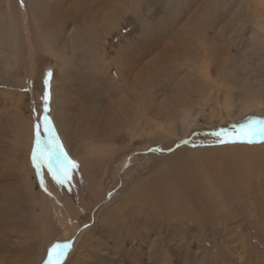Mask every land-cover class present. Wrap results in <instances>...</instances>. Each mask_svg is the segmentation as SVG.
I'll use <instances>...</instances> for the list:
<instances>
[{
  "label": "rangeland",
  "instance_id": "1",
  "mask_svg": "<svg viewBox=\"0 0 264 264\" xmlns=\"http://www.w3.org/2000/svg\"><path fill=\"white\" fill-rule=\"evenodd\" d=\"M4 1L0 0V8ZM113 1L116 4L113 3V12L99 10L98 15L74 6L75 0H43L39 9L41 15H45L44 24H54L56 30L61 21L71 23L73 27L75 17L81 20L76 26L83 28L84 25L83 29L89 34L92 31L88 28H95L99 40L91 52L96 54L98 50L100 55L94 57L101 56L105 65L99 60L95 62L89 51L80 54L66 47L65 37V44L57 38L60 41L58 50L68 55L64 57L66 65L59 70L49 54L36 52L34 91L30 92L23 70V63L27 60L26 47H20L15 62L6 54L10 66L4 72L0 69V210L9 215L5 218L9 228L0 231V264H25V259L29 264H63L77 249L79 238L84 240L82 246L88 249L87 253L82 252L85 260L91 264L96 261L102 264H264V144L219 143L212 135L214 132L232 135L249 123L264 122V19L261 18L264 16V0H126L124 6L118 3L119 0ZM4 58L1 55L0 68ZM45 80L48 81L49 96L47 113L44 112ZM53 80L56 107L60 109L56 118L62 124L68 122L67 133H70L72 144L91 138V130L101 127L100 111L106 102V108H110L108 103H113L112 108L117 111L116 102L125 97L120 92L125 80L131 88L136 86V92L140 91L139 95L143 96L142 100L136 99L132 90V102L143 103V107L152 111L153 116L150 115L149 119L158 116L172 137L164 134L160 138L144 136L140 128L137 136L130 140L124 134L118 138L116 141L122 150L119 148L114 156L123 154V158L111 164L100 190L101 193L105 191V198L94 208L93 216L78 220L76 238L67 242L56 239L45 248L34 246L32 251L29 247L32 242L29 241L37 240L35 230L31 228L33 231L21 233L15 229L27 218L29 209L23 180L28 179L34 184L36 191H40V183L33 165L27 169L29 173H25L22 145L14 143L12 125L16 116L31 122L32 127L47 116L50 127L59 138L50 116ZM84 96L91 102L85 108L89 112L81 111L78 103L85 100ZM99 100L100 109L95 103ZM181 112L183 116L192 115L186 123L189 126L187 132H184ZM172 115L177 117L176 122L168 126L167 121ZM75 116L81 117L78 130ZM25 138L24 135L22 142ZM46 139L48 137L43 135L42 142ZM34 142L33 138L32 147ZM196 152H200L206 162L220 164L219 158L226 161L225 167L219 165V170H224L225 181L232 186L236 180H232L235 168L231 157L237 156L234 162L241 170L234 173H246L236 186L241 192L240 207L243 211H250L248 215L228 209L213 219V227H203L200 219L197 226L196 223H168L164 217L159 220L130 217L125 232L112 234L94 230L99 209L121 203L134 183L143 180L156 166H165L176 159L182 161ZM28 161L33 164L32 155ZM214 166L216 170L218 166ZM42 168L49 181L56 182L47 167ZM91 169L95 175L101 176V161L95 162ZM71 171L61 188L72 192ZM168 173L174 174L175 171L172 168ZM55 174L59 177L58 171ZM88 232L94 233L89 235ZM84 234L88 235L84 238ZM64 244H70V249L58 256L57 252ZM163 248L168 253L166 263L153 255ZM18 251L24 253L20 255Z\"/></svg>",
  "mask_w": 264,
  "mask_h": 264
},
{
  "label": "bare ground",
  "instance_id": "2",
  "mask_svg": "<svg viewBox=\"0 0 264 264\" xmlns=\"http://www.w3.org/2000/svg\"><path fill=\"white\" fill-rule=\"evenodd\" d=\"M42 1L43 0H5L2 8H0V16L3 15V17L0 18V57L1 55L5 57L3 67L0 69L4 72L10 66V61L8 59L6 61V54L13 62H15L14 60H17L19 50H21L20 47H26L27 60L23 63V70L25 74L24 81L27 83V88L30 92L34 91L33 79L37 64L34 55L36 52L42 51L49 54V56L55 60L56 64L54 66L59 70H62L66 65V59H64V57L68 55L65 51L58 50L60 45L58 44L60 42L58 40L59 38L63 40L65 37L67 39L66 44L64 40L63 42L66 47L76 50V52L80 54H82V52L89 51L93 57L95 55H100V53L98 54V50L96 51V54L91 52L99 40V37L95 34V28L94 30L92 28H88V30L92 31V34H89V32L85 31L87 29H83L84 25L83 28L82 26H76L78 25V22L81 23V20L76 17L74 18L75 24L73 27H71V23L65 21H61L60 28L57 30L55 29L56 25L54 24L45 25L42 21L43 16L45 15H41L43 13L39 11L40 6L43 4L41 3ZM125 1L126 0H119L118 3L124 6ZM75 2L74 6L77 5L76 7L79 6V8L84 7L85 9H88V12L90 11L92 15H94V12L98 15L99 10L105 11V13L106 11L113 12L112 9L114 7L113 0H75ZM87 2L88 5L86 4ZM68 9L70 10V8ZM88 12H86V14H88ZM100 14L102 13L100 12ZM261 18L263 20L264 16ZM82 23L86 22L83 21ZM5 27L7 28L5 29ZM68 35L70 36L69 38ZM100 57H94L95 62L99 60L105 65L104 60L102 61V58ZM125 81L122 83L121 87L119 86L120 92L122 91L125 97L122 95V98L124 97L123 100L116 102L118 108L117 111L113 110V103H108L110 108H106V102L102 108L103 111H100L102 123L101 127L97 128L96 131H94V129L91 130V138H86L85 141L81 139L79 143L77 142L74 144L70 141V133H67L68 122L66 121L65 123L64 121L62 124V121L56 118V113L60 109L59 106L56 107V98L54 95L55 80L52 81V88L54 90L52 92V111L50 116L56 126L59 134L58 141H60V144L63 146L64 152L71 161L78 165V167L72 169L71 171L70 185L72 192L69 191V189L64 190L55 181L54 183H51L49 178L45 176L42 167L40 169L39 176H37V172H35V176L37 181L40 183V191L42 193L40 191H36L34 189V184H30L28 179L23 180L22 186L26 191L25 198L27 199L26 201L29 209L27 218L19 222V228H16L15 232L24 233L33 231L31 228L35 230L33 232L37 236V240L29 241L32 242L31 246H29L30 250L34 251V246L35 248L38 246L45 248L51 243L56 242V239L67 242L77 237L79 229L78 220H84L86 218H90L91 215L93 216L94 208H96L105 198V191L101 193L100 190L107 174L110 171L111 164L114 160L123 158V154L114 156L119 148L122 150L119 146L120 143L116 140L122 137L123 134L125 137L129 138L127 140H130L131 138L137 136V133L141 128V134L144 136L160 138V136L164 134V136L166 135L167 137H172V134L167 132L165 129L166 124H164L158 116H155V119H149L150 115L153 116V112L148 108L146 109L143 107V103L137 104L136 102V105L132 102V90L134 91L135 98L137 97L139 100H142L143 96L139 95L140 91L136 92L137 90L134 89L136 86L131 88L130 83H126ZM89 95L91 96V93ZM89 95L88 97H90ZM112 95L114 96V94ZM178 98L179 97H177V99ZM85 100L83 101L81 99L78 103L82 107L81 111L89 112V110H85V108L87 105L91 104V102H89V99L87 98H85ZM177 102L176 104H178ZM95 103H97V106L100 105V100ZM95 103L93 102L92 105ZM226 108L227 110L229 109V104H227ZM62 109L64 110V108ZM153 111L156 114L158 113L157 110ZM170 112H173V110ZM181 115L183 116L182 112ZM172 116L173 117L167 121L168 126L176 122L175 118L177 117L174 115ZM191 116L189 114H185V116L181 118V122L185 126V131L182 128L184 132H187L189 129V126H187L186 123L188 122V119L190 120ZM74 120H76V127L78 130V124L79 121H81V117L76 118L75 116ZM40 123L41 122H36L34 126ZM12 126L14 143L18 146L22 145V157L24 158V162L26 164L25 173H29L27 169L31 168L33 164L28 160L33 151L37 149L35 127H32L31 122L25 121L23 118L18 116L14 119ZM150 127L151 129H149ZM40 131V139L42 141V137L44 135L43 127H41ZM24 135L26 137L25 142H22L21 139ZM33 138L35 140L34 147H32ZM105 138H107L108 141H104ZM259 144L262 145L264 143L261 142ZM37 155L39 160V151L37 152ZM201 157L200 152H196L192 153L182 161L177 162L178 159L173 161L169 160L170 162L167 165L164 164L165 166H156V169L153 171L151 170L152 172L143 180L139 179L134 183V185L129 189L126 198L122 199L121 203L118 205H114L115 203H113L111 206L99 209L95 217L94 230H98L100 233L105 230V232L112 234L125 232L124 228L126 227V223H130V217H133L134 219L155 218L158 220L164 217L167 220L166 222L178 225L184 222L191 225L196 223L195 225H197V220L200 219L203 227H213L215 226L213 224V219H216L218 215L227 212L228 209L230 211L233 210L248 215L250 211H243V208L240 207V204L242 205V201L239 199L241 192L238 191V186H236V184H238V180H240L242 175L246 173L245 172L242 175H236L234 173H237V171L240 172L241 170L238 163L234 162L237 156L231 157V159L234 160L233 168H235L232 172L233 178L235 177L232 180H236L234 182V186L226 183L225 180L227 177L225 174H222L224 173V170H219V167H225L227 164L226 161L223 162V160L219 158L221 163L218 164L219 162H206V160ZM98 160L101 161V176L95 175L91 169V166H94L95 162ZM228 161L229 160H227V162ZM83 164H85V167ZM214 165L218 166L216 170H214V167H216ZM172 168L175 173H168V170ZM101 178L103 179L99 183V179ZM41 183H43V187L41 186ZM8 217L9 215H4V210H0V231L2 232H5L9 228V226L5 224V218ZM12 226L13 225H10V227ZM94 232H88V234L91 235ZM88 234H84L82 237L85 238V235ZM83 241H80V238L76 241V244H78V251H76V249L74 252H71L63 264H91L90 261L85 260L86 256L82 253L88 252L87 247L85 245L82 246ZM76 252L78 254H76ZM17 253L22 255L24 252L18 251ZM153 255L155 258L163 260L165 263L168 261V253L165 248L161 249V251L158 250L155 254L153 252ZM97 256V258L100 259L99 255ZM23 258H25V256H23ZM36 260L37 257L32 261L35 262ZM24 261L25 264H29L26 259ZM93 264L102 263L96 261Z\"/></svg>",
  "mask_w": 264,
  "mask_h": 264
},
{
  "label": "snow or ice",
  "instance_id": "3",
  "mask_svg": "<svg viewBox=\"0 0 264 264\" xmlns=\"http://www.w3.org/2000/svg\"><path fill=\"white\" fill-rule=\"evenodd\" d=\"M48 81L45 80L44 93V112L47 113L48 107ZM51 121L47 116L41 118V123L35 125V138L37 149L32 153L33 167L36 168L37 176L40 175L41 167H47L48 172L52 174L57 184L63 186L64 181L68 178L70 170L78 167L71 161L63 150V146L59 143L58 138L54 134V130L50 127ZM41 127L43 134L48 137L45 141H41ZM213 136L217 137L219 143H254L264 142V122H252L242 126L236 133L229 135L223 132H214ZM39 151V160L37 152ZM55 170V171H54ZM59 172V177L55 172ZM43 187V183H41ZM59 247V246H58ZM70 249V244H64L63 248L57 252L58 256L64 255ZM49 260H51V250L49 251Z\"/></svg>",
  "mask_w": 264,
  "mask_h": 264
}]
</instances>
